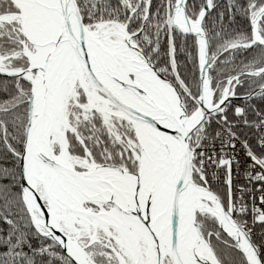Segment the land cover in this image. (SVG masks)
Listing matches in <instances>:
<instances>
[{
  "label": "snow or ice",
  "instance_id": "snow-or-ice-1",
  "mask_svg": "<svg viewBox=\"0 0 264 264\" xmlns=\"http://www.w3.org/2000/svg\"><path fill=\"white\" fill-rule=\"evenodd\" d=\"M0 264H264V0H0Z\"/></svg>",
  "mask_w": 264,
  "mask_h": 264
}]
</instances>
